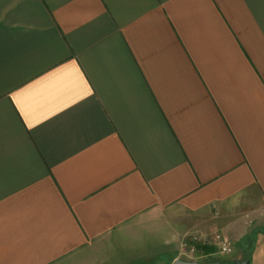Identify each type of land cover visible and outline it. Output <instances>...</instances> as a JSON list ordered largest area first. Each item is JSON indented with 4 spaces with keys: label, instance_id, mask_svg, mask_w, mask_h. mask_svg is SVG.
<instances>
[{
    "label": "crops",
    "instance_id": "0c3cea01",
    "mask_svg": "<svg viewBox=\"0 0 264 264\" xmlns=\"http://www.w3.org/2000/svg\"><path fill=\"white\" fill-rule=\"evenodd\" d=\"M256 202L264 0H0V264L174 261Z\"/></svg>",
    "mask_w": 264,
    "mask_h": 264
},
{
    "label": "rangeland",
    "instance_id": "374dc122",
    "mask_svg": "<svg viewBox=\"0 0 264 264\" xmlns=\"http://www.w3.org/2000/svg\"><path fill=\"white\" fill-rule=\"evenodd\" d=\"M256 207H263L262 209H264V204L256 202V204L252 205H238L228 214L229 218H233L240 213H244V211ZM247 231L245 236L238 241L234 238L232 239L225 232H221L217 240L197 234H190L181 241L179 250L176 253V259L200 263L221 262L222 264H234L237 260L248 259L250 260V264H264V226L256 222ZM193 237H197L198 240L195 244V251L191 252L184 244L188 242L189 238ZM224 246L229 247L230 251L225 252L223 250ZM136 257L139 258V256ZM169 257L158 256L159 259L150 264H172L173 260L168 259ZM139 261H146L145 256H142L141 259L139 258Z\"/></svg>",
    "mask_w": 264,
    "mask_h": 264
},
{
    "label": "water",
    "instance_id": "95a60500",
    "mask_svg": "<svg viewBox=\"0 0 264 264\" xmlns=\"http://www.w3.org/2000/svg\"><path fill=\"white\" fill-rule=\"evenodd\" d=\"M172 264H222L221 262H213V263H200L196 261H186L182 259H176L173 261ZM234 264H250V260H237L234 262Z\"/></svg>",
    "mask_w": 264,
    "mask_h": 264
},
{
    "label": "built area",
    "instance_id": "2783aa9c",
    "mask_svg": "<svg viewBox=\"0 0 264 264\" xmlns=\"http://www.w3.org/2000/svg\"><path fill=\"white\" fill-rule=\"evenodd\" d=\"M198 238L197 237H193V238H189L188 242L184 244V246H186L187 248H189V250L191 252H194L195 251V244L197 242ZM223 250L225 252H229L230 251V248L227 247V246H224L223 247Z\"/></svg>",
    "mask_w": 264,
    "mask_h": 264
}]
</instances>
